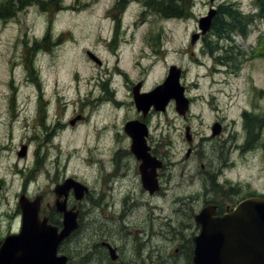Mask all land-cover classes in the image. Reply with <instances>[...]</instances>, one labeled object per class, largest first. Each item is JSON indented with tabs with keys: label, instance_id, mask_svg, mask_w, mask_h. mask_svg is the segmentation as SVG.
Instances as JSON below:
<instances>
[{
	"label": "flooded vegetation",
	"instance_id": "obj_1",
	"mask_svg": "<svg viewBox=\"0 0 264 264\" xmlns=\"http://www.w3.org/2000/svg\"><path fill=\"white\" fill-rule=\"evenodd\" d=\"M14 2L15 0H0L2 7L0 18L9 16V6L13 7ZM117 19L112 20L114 24H117V28L113 29L111 43L106 44L103 40L106 50L113 54L116 62L119 61L120 55L112 47L119 45V24L122 23V20ZM141 23L142 20H134V26ZM199 32L198 27L193 34ZM208 34L211 35L209 32L200 34L196 42L206 41ZM221 35H226L228 40L233 41L229 34H218V36ZM41 40H43L42 36ZM147 46L151 48V45L147 44ZM192 46L193 49L190 52L194 57L196 44ZM230 48L233 50L232 53L239 50L236 45ZM151 52L141 49L142 54L150 55ZM208 52L216 53V49L212 48ZM215 58L219 59L217 62L219 69L215 68V73H225L222 69L225 63L224 58L221 55ZM91 60L96 63L95 65L106 64V60L101 58L100 64ZM140 64L142 63L131 61V68L135 69ZM117 67L120 70L118 64ZM182 70L181 81L190 100L189 110L182 116L184 121L190 119L195 99L189 95L191 86L189 73H185L186 70L183 68ZM7 80L6 76V81L2 83L6 91L0 93V127L2 128L0 131V264H31L32 259L44 256L40 255L44 252L37 248L38 242L31 241V232H61L64 228L66 213L74 215L77 222V227L57 244V259L61 261L66 257V264L133 263L135 260L126 262L115 242L147 249L150 264H193L194 237L201 231V224L197 223L195 218L196 214L212 205L215 207V215L221 216L232 212L245 198L264 197V189L261 188H255L253 192L238 198L229 196L228 200L202 197L204 193L208 197V191L211 192L214 186L219 187L221 191L227 190L233 195L232 191L236 186L229 173L236 165L230 159L234 149H248L258 157L262 154L260 158L263 164L262 172H264V107L257 109L259 112L256 111L254 109L256 105L250 103L249 97L245 98L250 103L248 110L244 109L241 114L239 113L240 120L229 117L223 108H216V118L211 125L212 134L201 137V139L215 140V145L210 149H205L204 146L201 149L200 145L194 144L193 127L189 123L184 124L187 146L184 157L175 161L170 158V154L160 153L158 148L163 143L154 140L155 133L164 131L162 127L166 123L165 120H168L166 118L168 109L174 107L175 102L171 101L167 110L160 113L153 104L140 109L135 101V91L138 86L141 93L150 91L144 89L147 84V74L139 75L131 82L133 87L129 102L120 100L116 96L112 80H103L99 92L91 91L92 97H89L87 105H84V99H81V107L76 108L77 114L66 122L63 119L68 101L61 100L66 99L67 94L65 92V95L60 96L59 86L52 87L53 91H49L48 94L45 81H29L28 77L21 81V84L29 89L27 99L35 108L32 114L30 110H27L29 104L25 103L23 106L19 101L17 86L14 87L12 82L9 83ZM11 81L14 80L11 79ZM29 82L34 87H28ZM217 82L221 84L220 79ZM35 92L32 99L31 94ZM260 99L263 101L264 96ZM60 101L61 103L58 104ZM127 106L130 112L119 124L118 116L125 113ZM50 108L55 112L59 111L51 119H49ZM17 114H21L22 117L19 118ZM22 118L26 121L36 119V126L40 128L34 129L36 130L34 135L27 133V139L15 147L8 135H13L14 126L19 122H22L23 126V120H20ZM154 119L157 121L156 124H153ZM83 122H86L93 138V141L87 144L86 166L96 182V187L68 171L71 153L67 155L66 164L63 163V166H60L62 144L61 142L56 144L57 135L67 131L69 126L74 127ZM215 125H217L216 130ZM49 129L50 133L47 132ZM109 134L112 138L106 140ZM36 137L43 141L39 142L38 148L35 146V155L43 150L44 152L53 151L57 155L60 151L57 158L51 162L54 175L47 170L49 151L43 157L40 156L37 163L27 162ZM23 146L27 148L26 154L20 155ZM140 152L146 156V161L139 156ZM212 158H217L218 163L214 164V167H209L211 163L207 162L206 166L205 161ZM54 163L57 164L54 166ZM179 165L183 167L180 170L182 177L196 184L197 193L190 192L182 196L174 195L173 191L168 192L164 180L171 179L170 168H178ZM197 166H200L197 171L185 172L189 168L195 170ZM37 175H40V179ZM167 175L169 177L164 178ZM67 180L80 182L86 187L82 197L78 198L80 187L76 188L72 184L60 187ZM179 180L176 187L183 183L182 178ZM169 197H172V205L168 203ZM158 198L163 204L158 205L151 201ZM144 199L146 200L144 211L137 212L134 218L130 216L133 212L129 208L130 205L135 204L136 200L145 201ZM196 199L200 202L194 206L193 201ZM180 212L185 218L179 223L176 217L178 219L181 216ZM140 215L144 219L135 223L137 228L133 230L130 220ZM96 219L99 222L97 224Z\"/></svg>",
	"mask_w": 264,
	"mask_h": 264
},
{
	"label": "rangeland",
	"instance_id": "obj_2",
	"mask_svg": "<svg viewBox=\"0 0 264 264\" xmlns=\"http://www.w3.org/2000/svg\"><path fill=\"white\" fill-rule=\"evenodd\" d=\"M20 1L21 3L18 0L14 2V5L17 2V6H20L17 15L11 16L13 10L9 6V16L0 18V93L6 91L2 83L6 81L7 76L9 83L12 82V85L17 86L19 90V101L23 106L28 103L27 110H30L32 114L35 108L27 99L29 89L21 84L26 77L29 81H45L48 94L53 91L52 87L57 86H59L60 96L65 95L66 92V99L61 100L68 101L63 119L66 122L77 114L76 108L81 107V99H84L83 104L87 105L89 97H92L91 91L99 92L103 80H112L116 96L120 100L129 102L133 87L131 82L135 78L147 74V84L144 89L151 90L164 82L169 67L177 65L186 70L185 73H189V82H191L189 95L195 99L192 115L189 120L183 121L182 115L176 112L174 105L168 109L166 115L168 120H165L166 123L162 127L164 131H159L154 136L156 142L163 143L158 148L159 152L170 154V158L176 161L184 157L187 146L184 124L192 125L195 133L194 144L200 145L201 149H203L202 146L210 149L215 145V140L201 139V137L212 134L211 125L216 118L217 107L223 108L229 117L238 120H240L239 113L241 114L244 109L248 110V104L254 103L256 111L264 107V99L263 101L260 99L264 96V35L260 45L257 48H251L256 46L260 30H264V16L254 15L256 9L253 6V0H215L214 2L211 0H177L180 4L186 5L187 2L186 10L181 17L159 13L158 8L160 9L163 5L169 6L170 2L164 3L167 0H26L24 4H22L24 0ZM227 4L252 18L246 24L247 40L245 41L240 35L233 41L228 40L226 35L218 36L213 26L209 30L211 35L206 36V41L197 43V38L196 43L192 42V35L198 29L201 16L206 15L211 7L217 8ZM117 18L122 20V23L119 24V45L112 47L120 55L119 61L116 62L113 54L106 50L103 43L104 41L106 44L111 43L113 29L117 28V24H114L112 20H118ZM134 20H142V23L134 26ZM236 31L225 28L222 34H231ZM45 32L48 34H43ZM194 43L196 48L193 57L190 51ZM147 44L151 45V48ZM235 45L239 50L232 53L233 50L230 47H235ZM212 48L216 49V53L208 52ZM141 49L152 52L150 55L142 54ZM87 50L95 51L96 55L106 60V64L95 65L96 63L88 57ZM217 55H221L225 60L222 67L225 73H218L219 75L215 73V68L219 69L217 64L219 59L215 58ZM131 61L142 64L132 69ZM218 79L221 84H218ZM28 87H34V85L30 83ZM35 94L36 92L31 94L32 99ZM248 97L251 98L250 103L245 100ZM57 112L50 108L49 119L53 118ZM128 112L130 109L127 106L125 113L118 116L119 124ZM17 116L22 117L21 114ZM20 120H23L24 127L22 122H19L14 126L13 135H8L15 147L27 139V133L34 135L35 131L40 128L36 126V119L26 121L22 118ZM156 122L154 119L153 124ZM85 123H79L74 127L69 126L67 131L57 135L56 144L58 145L59 142L62 144L60 166H63V163L66 164L67 155L71 153L72 158L68 163V171L77 174L96 187V182L86 166L87 144L93 141V138ZM47 132L50 133V129ZM111 138L112 135L109 134L106 140H111ZM41 141L43 139L38 140L36 137L27 162L37 163L39 157H43L49 151L47 170L54 175L51 162L57 158L60 151L57 155L53 151L44 152L43 150L35 155L34 148L35 146L38 148ZM261 155L258 157L248 149H234L230 154V159L236 165L229 173L236 186L232 191L233 195L227 190L221 191L219 187L214 186L211 192L208 191V197L205 193L202 197L228 200L229 196L238 198L243 194L253 192L255 188L264 189ZM207 162L211 163L209 167H214L218 159L206 160V166ZM55 164L57 163H54V166ZM182 168L180 165L178 168H170L171 179H163L168 192L173 191L174 195L182 196L190 192L197 193L196 184L182 177L180 173ZM198 169L200 166H197L195 170L189 168L185 172H194ZM40 175H37L38 179ZM167 177L169 175L164 178ZM181 178L183 179L182 185L176 187ZM151 201L158 205L163 204L160 198ZM134 202L135 204L129 207L133 210L130 214L133 218L137 212L144 211L146 206V200ZM193 202L195 206L200 200L196 199ZM168 203L172 205V197H169ZM180 215L178 219L176 217L179 223L185 218L182 212ZM143 219L144 217L140 215L130 220L131 228L135 230L137 228L135 223ZM97 223L99 222L96 219ZM115 243L119 246V253L126 262L135 260L131 264H150L147 249Z\"/></svg>",
	"mask_w": 264,
	"mask_h": 264
},
{
	"label": "water",
	"instance_id": "obj_3",
	"mask_svg": "<svg viewBox=\"0 0 264 264\" xmlns=\"http://www.w3.org/2000/svg\"><path fill=\"white\" fill-rule=\"evenodd\" d=\"M216 12L217 10L212 7L206 16L199 19V27L203 34L210 29L212 18ZM199 35L193 34L192 42H195ZM88 54L100 64L97 55L90 51ZM181 74L182 68L172 65L164 82L151 91L141 93L138 86L135 91V101L138 107L145 109L146 106L153 104L157 110L165 111L169 102L174 100L176 111L185 115L189 109L190 101L186 96L185 86L181 83ZM26 149V146H23L20 155H25ZM138 154L144 158V161L147 160L144 154L141 152ZM67 181L60 187L69 184L76 188L80 187L78 198L82 197L86 187L80 182ZM30 218L32 220V214ZM195 218L197 223L201 224V231L194 237L193 264H264V197L246 198L240 201L232 212L221 216L215 215V207L209 205L196 214ZM76 227L75 216L66 213L64 228L61 232H31V241L42 243L41 247L38 245L37 248L44 252L39 253L44 256L32 259L31 264H66L65 256L61 261L57 259V244Z\"/></svg>",
	"mask_w": 264,
	"mask_h": 264
},
{
	"label": "trees",
	"instance_id": "obj_4",
	"mask_svg": "<svg viewBox=\"0 0 264 264\" xmlns=\"http://www.w3.org/2000/svg\"><path fill=\"white\" fill-rule=\"evenodd\" d=\"M19 3H21L20 0H18ZM26 0L22 4H24ZM170 2L169 6L163 5L160 9L158 8L159 13H163L165 15H169L172 17H181L183 13L186 10L187 2L185 4H180L177 2V0H167L164 3ZM254 3L257 7V13L254 15H260L264 16V0H254ZM171 5V6H170ZM15 8L12 7V14L11 16H15L18 14L19 8L17 6V2L15 3ZM18 7V8H17ZM0 9L2 7L0 6ZM224 18H227L226 20ZM213 22V26H215L213 29L216 33L222 34L223 30L225 28H228V30H246V24L247 21L252 20L248 15L241 12L239 9L233 8L232 5H221L217 9V13L215 15Z\"/></svg>",
	"mask_w": 264,
	"mask_h": 264
}]
</instances>
